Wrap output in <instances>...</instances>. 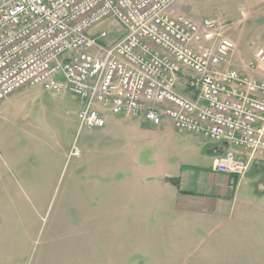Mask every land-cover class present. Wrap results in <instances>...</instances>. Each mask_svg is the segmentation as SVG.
Masks as SVG:
<instances>
[{"label":"rangeland","instance_id":"1","mask_svg":"<svg viewBox=\"0 0 264 264\" xmlns=\"http://www.w3.org/2000/svg\"><path fill=\"white\" fill-rule=\"evenodd\" d=\"M176 3L194 20L225 18L236 44L227 66L264 76V68L249 66L264 46V0ZM100 29L108 33L103 45L124 36L113 19L92 32ZM79 109L70 91L38 85L0 100V264L192 263L187 244H154L160 239L155 227L164 230L171 217H138L136 209L128 216L122 196L129 181L161 160L203 166L208 155L219 156L216 148L228 145L178 130L167 119L154 126L142 116L107 111L104 126L81 127ZM229 149L248 157L239 148ZM245 174L264 177V169L250 165Z\"/></svg>","mask_w":264,"mask_h":264},{"label":"built area","instance_id":"2","mask_svg":"<svg viewBox=\"0 0 264 264\" xmlns=\"http://www.w3.org/2000/svg\"><path fill=\"white\" fill-rule=\"evenodd\" d=\"M177 1L0 0V100L38 85L74 94L81 127L104 126L106 111L154 126L167 119L227 144L210 167L242 176L264 156V76L227 66L236 44L225 18L174 14ZM106 19L124 30L110 46L105 29L92 32ZM249 66L264 68V46Z\"/></svg>","mask_w":264,"mask_h":264},{"label":"crops","instance_id":"3","mask_svg":"<svg viewBox=\"0 0 264 264\" xmlns=\"http://www.w3.org/2000/svg\"><path fill=\"white\" fill-rule=\"evenodd\" d=\"M172 13L184 15L177 3ZM214 151L222 155L226 147ZM215 155L203 166L165 159L140 168L143 175L127 183L122 208L128 216L136 209L138 217H171L164 230L155 227L160 239L154 244H187L186 254L194 252L188 264H264V177L215 172ZM250 165L264 169V156L256 154Z\"/></svg>","mask_w":264,"mask_h":264},{"label":"trees","instance_id":"4","mask_svg":"<svg viewBox=\"0 0 264 264\" xmlns=\"http://www.w3.org/2000/svg\"><path fill=\"white\" fill-rule=\"evenodd\" d=\"M234 178H237L236 176H233Z\"/></svg>","mask_w":264,"mask_h":264}]
</instances>
